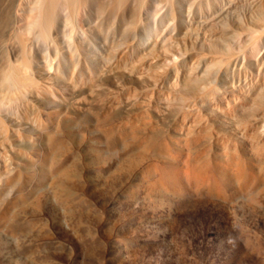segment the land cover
<instances>
[{"label":"rangeland","instance_id":"rangeland-1","mask_svg":"<svg viewBox=\"0 0 264 264\" xmlns=\"http://www.w3.org/2000/svg\"><path fill=\"white\" fill-rule=\"evenodd\" d=\"M122 77L38 101L33 78L3 104L0 264H264V155L197 184L176 171L184 133Z\"/></svg>","mask_w":264,"mask_h":264},{"label":"bare ground","instance_id":"bare-ground-1","mask_svg":"<svg viewBox=\"0 0 264 264\" xmlns=\"http://www.w3.org/2000/svg\"><path fill=\"white\" fill-rule=\"evenodd\" d=\"M104 75L170 114L187 149L176 171L197 184L264 155V0H0V114L33 78L38 101Z\"/></svg>","mask_w":264,"mask_h":264}]
</instances>
